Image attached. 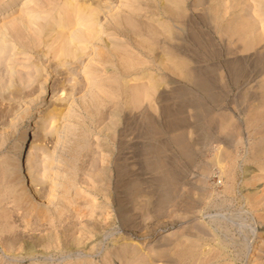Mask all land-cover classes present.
<instances>
[{"label": "rangeland", "instance_id": "1", "mask_svg": "<svg viewBox=\"0 0 264 264\" xmlns=\"http://www.w3.org/2000/svg\"><path fill=\"white\" fill-rule=\"evenodd\" d=\"M132 1L87 2L100 29L71 54L27 8L0 20V264L108 252L118 264H246L264 228V190L253 195L264 182V42L238 52L225 35L232 10L222 4L218 20L212 0ZM61 2L40 4L46 23ZM77 18L59 27L73 33ZM90 72L108 94L91 98ZM45 113L28 150L33 186L53 199L34 208L4 177L29 120ZM64 179L67 200L53 185Z\"/></svg>", "mask_w": 264, "mask_h": 264}, {"label": "bare ground", "instance_id": "2", "mask_svg": "<svg viewBox=\"0 0 264 264\" xmlns=\"http://www.w3.org/2000/svg\"><path fill=\"white\" fill-rule=\"evenodd\" d=\"M43 1L39 3V0H21V2H19L18 0H12L9 3V5H12V6L14 5L15 8L9 7L7 10H5V12L0 13L2 14L0 16V20L1 19L11 20L16 17L17 12L20 7L25 8V9L27 8L26 14H27L28 21L31 24L32 23L36 24V28L40 34L42 35L45 34L47 36L50 34H54L53 35L54 42L56 43L59 42L61 51H63L66 54H71L72 48H73L72 44L74 42L82 43L83 40L90 38L93 34H95V32H98V30L100 29V28L98 29L100 21L98 22L99 19L96 17V14L98 15L100 13H97L98 12L97 7H94V6L91 7L88 4L90 0L88 1L87 0H63V2L59 4V6L57 7L55 6L57 8L58 14L60 13V17L58 16L54 18L53 21L47 22V23L45 22L46 17L43 15L42 11L39 9L40 4ZM124 1H125V6L128 8V10L134 9L133 7L134 2L132 0H124ZM33 2L35 3L34 5L27 7L28 4L33 3ZM92 2L93 0H91L90 3ZM212 2H213L212 9L214 13L216 14L215 18L217 17L218 20L224 17L220 10L221 9L220 6H222V4L223 6H225V8L223 7L224 9L232 10V17L231 19H229L228 23H226L227 26H226L225 35H227V38H228L227 40L229 42L231 41L232 46L236 48L237 50H239L238 52L241 51L243 53L245 52L250 53V51H254L255 49L257 50V48H259V46L262 45V42H264V0H232L230 4L223 3V1L221 0H212ZM93 3L95 4V2ZM9 5L7 4L6 6H9ZM98 6H101V5H98ZM112 7L113 5L111 7H107V10L105 9L104 10L108 12L114 11ZM249 9L253 11V15L249 13L248 11ZM247 11H248V14H247ZM73 14L78 15V18H77L78 25L76 26L77 31L73 33H67L63 29H61L59 26L61 25L66 26L68 24V20H66V18ZM262 46H263L262 48L264 49V44ZM262 48H259V49H262ZM125 56H128V55L125 54ZM207 80L210 81V79H207ZM89 81H90L91 89L88 92L89 93L91 92L90 93L91 98L93 99L97 98L99 93H105V94L109 93V91L107 90V88L105 87L101 79H99V76L96 75L95 73L91 74ZM203 81L202 80L200 81L201 85H203V83H208V81L207 82L205 81L203 82ZM46 115H47L46 113L41 115L40 117L42 120L38 121L37 124H36V121H32L31 119L29 120L31 127L29 129H25L23 133L20 135V137L18 138L14 146L12 158L8 166L6 167V172H7V174L5 175L6 177H4L7 179V181H9V186H10L11 191L16 192L17 196L15 197H18V200L23 202L27 206L34 207V208L36 206L35 204H37L38 202L50 203L52 202V199H53L51 197L47 198L46 196H44L45 198L42 197L41 195H39V192H38L39 190L36 189L35 186H33L36 179L34 175L31 155L28 150V142L30 138L38 134V131H32V130L34 129V127L37 129L42 128L46 120ZM69 115H70V111L68 109V111H66L62 117V122L64 123L61 126L62 131H66L67 129H69L68 123L65 122V120L67 119ZM27 137H29L28 140H26ZM261 169L264 170V164L261 167ZM70 179H64V181L62 182H56L55 184H53L54 186H60L62 188V191H63L62 198L64 200H67L68 198L69 188L72 184V181ZM261 185H263V187H261V190L253 194L255 195L254 198L259 197L258 194H260V192L264 190V182H261ZM43 207H42L43 210H41L40 208L39 215L47 218V214L44 212ZM259 216L260 218H264V208H263V211L259 214ZM263 231H264V228H260L258 230L257 242L254 243L253 249L249 253L246 264H264V262H260L258 260L261 257L262 253H264V244L261 243V242L264 243V232ZM113 258L114 256L111 255V252L110 253L108 252L102 255L101 257H99L98 259L80 258L73 264H118L112 261Z\"/></svg>", "mask_w": 264, "mask_h": 264}]
</instances>
